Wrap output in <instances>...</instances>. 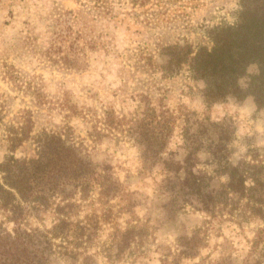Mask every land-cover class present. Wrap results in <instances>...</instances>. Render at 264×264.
Returning <instances> with one entry per match:
<instances>
[{
	"label": "rangeland",
	"instance_id": "rangeland-1",
	"mask_svg": "<svg viewBox=\"0 0 264 264\" xmlns=\"http://www.w3.org/2000/svg\"><path fill=\"white\" fill-rule=\"evenodd\" d=\"M238 10L239 0H150L144 6L132 0H0L4 123L31 118L33 133L44 128L68 130L91 148L96 144L88 133L94 126H104L105 111H114L122 126L105 131L108 136L99 141L101 151L93 159L105 158L107 152L128 188L141 193L134 215L125 211L124 197L113 200L111 210L104 207L96 187L86 199H79L74 224L83 225L90 215L101 224L97 237L77 240L78 260L59 256L53 264H81L87 255L91 259L85 264H264V248L250 256V240L264 221L241 228L227 215L213 218L193 208L166 209L167 199L156 185L163 174L156 170L140 177V147L130 129L131 120L148 107L166 111L174 131L165 154L182 163L186 130L202 129L201 122H211L206 120L209 115V120L232 123L234 139L228 153L233 162L251 160L254 152L264 155V108L258 109L251 98L207 108L202 85L187 65L172 76L161 69L163 44L184 38L196 47L210 44L209 30L234 23ZM76 59L82 65L73 64ZM4 128L0 124V161L8 152ZM34 148L27 141L17 154L31 155ZM209 156L207 151L200 153L196 168L216 173ZM32 221L42 227L53 225L49 212ZM132 224L144 227L147 235L142 244L133 241L120 252L117 242ZM195 232L205 239L201 253L191 259L176 257L178 239Z\"/></svg>",
	"mask_w": 264,
	"mask_h": 264
},
{
	"label": "trees",
	"instance_id": "trees-1",
	"mask_svg": "<svg viewBox=\"0 0 264 264\" xmlns=\"http://www.w3.org/2000/svg\"><path fill=\"white\" fill-rule=\"evenodd\" d=\"M132 1L144 6L150 0ZM209 40L210 44L197 47L186 38L163 44L162 72L172 76L187 65L192 78L202 85L207 108L251 98L258 109H263L264 0H239L236 21L210 29ZM72 63L82 65L78 59ZM3 109L0 102V124L6 127L8 151L0 161V264H53L59 256L78 260L77 240L95 239L101 224L90 215L83 225L74 224L73 216L78 215L74 210L81 206L79 199H86L95 187L104 207L111 210L112 201L124 197L128 200L125 211L135 214L141 201L136 196L141 193L128 188L107 152L105 158L93 159L101 151L97 147L99 141L108 136L105 131L122 126L114 111H105L104 126H94V131L88 133L96 144L90 148L84 139L78 141L68 130L44 128L33 133L31 118L5 124ZM154 110L148 107L138 114L131 120L130 129L140 147V177L156 170L163 174L156 185L167 199L166 209L179 212L193 208L213 218L227 215L241 228L252 221H264V155L254 152L251 160L233 162L228 153L234 139L232 123L228 119L212 121L208 115V126L201 122L202 129L192 133L186 130L182 163L170 160L165 153L173 136L174 121L171 124L172 116L166 111ZM27 141L35 145V152L19 156V148ZM206 151L216 173L196 168V158ZM48 212L53 217L51 227L33 224V219L42 220ZM74 231L76 245L72 246ZM146 235L144 227L130 225L117 242L120 252L133 241L142 244ZM200 236L198 232L190 237L183 235L178 239L175 256H198L206 245ZM250 243V256L264 248V226L256 228ZM89 256L81 264L90 263Z\"/></svg>",
	"mask_w": 264,
	"mask_h": 264
}]
</instances>
